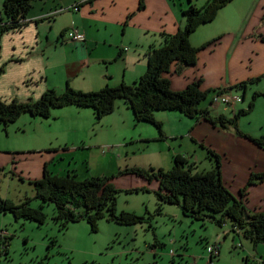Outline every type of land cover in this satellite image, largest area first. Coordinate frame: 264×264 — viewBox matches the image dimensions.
I'll return each instance as SVG.
<instances>
[{"label":"rangeland","instance_id":"obj_1","mask_svg":"<svg viewBox=\"0 0 264 264\" xmlns=\"http://www.w3.org/2000/svg\"><path fill=\"white\" fill-rule=\"evenodd\" d=\"M172 1L176 8L179 1L183 6L187 3ZM207 1L192 0V5L201 9ZM241 2L245 0L238 3ZM229 5L236 7V3ZM252 5L257 3H250V12ZM234 23L240 24L238 17ZM160 35L168 34L151 35L157 38L151 45L156 49L162 45ZM57 54L65 61L72 58L68 52ZM260 56L264 57V46L258 49L255 62H264ZM145 64L147 67V60ZM88 71L86 80L95 67ZM245 88L232 89L227 96L242 99L234 112L244 113L238 120V131L251 140H260L264 138V72ZM231 108L222 103L209 106L207 102L199 106L210 111L211 119L218 114L232 117ZM153 119L154 126L136 122L131 112L116 104L113 113L100 120L89 109L69 107L50 110L47 119L32 120L22 115L14 124L0 126V200L14 206L27 204L30 210L40 209L44 216L39 224L0 212V264H207L206 247L216 244L220 254L213 264H243L248 240L231 233L228 221L219 227L208 219L197 222L186 218L180 200L177 205L159 208L156 191L149 187L157 181L147 182L134 174L170 171L176 160L185 168L191 166L193 174L207 165L204 153L189 137L197 119L177 112L155 113ZM56 153L59 154L51 155ZM44 169L55 176L75 175L78 181L110 178L116 192L115 216L128 214L141 221L121 225L111 221L105 211L94 229L85 221L68 224L64 229L53 205L34 198L30 183L40 181ZM140 183L145 185L140 187ZM234 238L242 244V251L234 250Z\"/></svg>","mask_w":264,"mask_h":264},{"label":"crops","instance_id":"obj_2","mask_svg":"<svg viewBox=\"0 0 264 264\" xmlns=\"http://www.w3.org/2000/svg\"><path fill=\"white\" fill-rule=\"evenodd\" d=\"M4 1L0 0V22ZM143 1L145 8L139 10V0H35L21 30L0 37V100L36 102L49 90L62 94L67 86L82 93H96L105 87L136 82L146 70L148 47L157 41L151 35H174L183 29L182 12L189 2L192 5V0H186L184 6L179 1L178 8L172 0ZM239 1L232 2L236 3L234 8L228 5L221 9L212 23L199 27L191 35V47L199 50L196 65L179 68L173 64L163 75L173 92H182L200 81V91L209 93L205 103L210 106L218 92L227 94L235 88L245 91L249 81L261 77L264 62H255V58L258 49L264 46V0ZM250 3H257L250 7L252 12L248 9ZM236 17L240 20L238 25L234 23ZM70 30L83 34L84 42L66 40ZM58 52H68L72 58L65 61L58 57ZM92 66L95 71L88 73L86 80L85 74ZM116 104L131 112L122 101ZM236 104L231 105L232 117L218 114L215 119L231 120L236 114ZM189 137L200 147L207 162L201 166L204 170L196 168L197 172L214 167L208 156L212 153L218 157L221 182L230 195L242 202L248 214H264V180H253L255 183L248 186L252 177L264 175V149L236 135L232 128L222 129L205 120H197ZM149 187L157 191L158 183ZM247 242L249 248L243 264H261L264 246L253 247ZM242 249V244L235 240L234 250Z\"/></svg>","mask_w":264,"mask_h":264},{"label":"trees","instance_id":"obj_3","mask_svg":"<svg viewBox=\"0 0 264 264\" xmlns=\"http://www.w3.org/2000/svg\"><path fill=\"white\" fill-rule=\"evenodd\" d=\"M35 0H5L1 6L2 19L0 22V37L9 32L20 31ZM189 1V0H188ZM234 0H208L201 9L190 4L182 12L185 25L175 35H160L162 45L156 49L150 46L147 54L145 74L131 85L124 83L116 88L105 87L96 93H82L68 86L62 94L49 90L36 102L19 103L13 100L9 103L0 100V126L6 128L14 124L22 115L31 118L47 119L50 110L76 107L90 109L96 120L113 113L116 103L122 101L132 112L136 122L155 125L153 115L158 112H177L188 119L205 120L222 129L232 128L236 135L253 142L264 149V138L251 140L243 136L237 127L238 120L244 115L236 113L231 120L223 118L211 119L207 110L199 109L209 93L200 91V81L192 83L184 91H171L170 83L163 78L173 64L181 67H193L197 62L198 49L189 44L191 35L201 26L212 23L217 13ZM143 9V0H139V10ZM126 24V23H125ZM179 70H176L178 73ZM214 161V167L205 172L193 174L191 166L185 168L183 163L176 160L170 171L155 172L134 171L147 182L156 180L158 190L154 193L160 208L162 205H177L184 217L193 221L211 220L221 227L228 221L231 232L242 235L249 240L253 247L264 246V214H248L241 201H236L220 178L218 157L208 153ZM1 172V171H0ZM262 181L264 175L250 180ZM111 179L78 181L75 175L55 176L43 171L42 179L30 183L34 189L35 199L41 203L52 204L57 220L63 223L64 229L68 224L85 221L94 229L103 213H109V219L121 225L140 222L141 219L132 215L115 216V194ZM137 192V190H135ZM245 189L241 191V197ZM27 203V202H26ZM0 212H10L15 218H22L41 224L43 214L30 210L27 204L14 206L0 200ZM6 252V249H4Z\"/></svg>","mask_w":264,"mask_h":264},{"label":"built area","instance_id":"obj_4","mask_svg":"<svg viewBox=\"0 0 264 264\" xmlns=\"http://www.w3.org/2000/svg\"><path fill=\"white\" fill-rule=\"evenodd\" d=\"M66 40L72 42V43H82L84 42V35L81 33L76 32L75 30H70L65 35ZM229 94V93H228ZM215 105L217 103H222L224 105L231 106L236 103H240L241 99L238 97H228L227 94L218 92L216 97H214ZM217 247V246H216ZM206 247V253L208 255L207 264H213L214 258L219 256V250L218 247ZM264 264V261H259V263ZM191 264H196L194 261Z\"/></svg>","mask_w":264,"mask_h":264}]
</instances>
